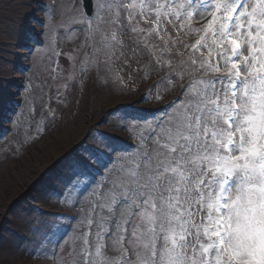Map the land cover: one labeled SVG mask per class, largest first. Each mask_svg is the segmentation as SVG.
<instances>
[{
  "label": "snow or ice",
  "instance_id": "1",
  "mask_svg": "<svg viewBox=\"0 0 264 264\" xmlns=\"http://www.w3.org/2000/svg\"><path fill=\"white\" fill-rule=\"evenodd\" d=\"M25 8L0 9V36L35 58L24 70L34 75L23 90L40 93L26 101L29 120L37 100L53 124L64 119L53 87L75 119L93 73L125 95L151 81L102 121L118 116L135 143L90 131L99 147L81 143L33 185L76 214L34 209L68 223L36 229L44 239L30 258L264 264V0H42L41 16ZM68 42L76 46L64 52ZM169 96L155 112L137 107Z\"/></svg>",
  "mask_w": 264,
  "mask_h": 264
},
{
  "label": "rangeland",
  "instance_id": "2",
  "mask_svg": "<svg viewBox=\"0 0 264 264\" xmlns=\"http://www.w3.org/2000/svg\"><path fill=\"white\" fill-rule=\"evenodd\" d=\"M41 2L42 0H27L31 8L19 9L20 14L35 11L37 16H41ZM19 3L21 0H0V9ZM0 14L4 13L0 11ZM16 19L19 20V17ZM33 27L36 31L41 30L38 25ZM18 42L16 39L0 36V234L7 241L0 246V264H49L46 260L29 256V252L37 250L44 239L43 232L37 234L35 230L40 229L42 224L62 227L68 222L41 217L34 209L62 216L76 213L64 207L55 197L45 198L33 185L57 160L81 143L87 142L89 146L99 147L98 139L89 138L90 131L92 137H97L98 133H106L130 144L135 143L128 132L121 130L125 124L118 116H108L106 122L102 121L105 120L106 113L114 108L135 104L151 81L142 83L137 80L139 89L125 95L111 82L106 87L101 86L93 73L92 82L86 85L81 110L75 119L56 103V90L53 87L51 107L63 114L64 119L53 124L47 112L41 110L43 102L37 100L35 113L29 120L26 101L40 93L38 89L31 93L23 90L34 75L24 70L34 66L35 58H29L25 49L15 47ZM75 46L71 42L61 44L64 52L72 51ZM61 63L65 69L68 68V61L62 58ZM44 91L48 93L47 86ZM173 97L175 96H169L160 103L139 104L137 107L154 112L167 105ZM15 105H23V108H14ZM13 111H23L24 115L17 119L13 116ZM85 112H88L87 118ZM32 140L35 142L25 144V141Z\"/></svg>",
  "mask_w": 264,
  "mask_h": 264
}]
</instances>
